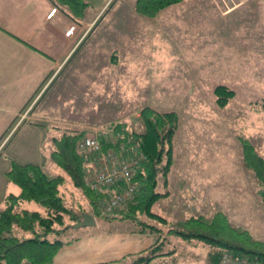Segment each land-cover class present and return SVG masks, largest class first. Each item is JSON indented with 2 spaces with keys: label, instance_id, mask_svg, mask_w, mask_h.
Listing matches in <instances>:
<instances>
[{
  "label": "rangeland",
  "instance_id": "obj_1",
  "mask_svg": "<svg viewBox=\"0 0 264 264\" xmlns=\"http://www.w3.org/2000/svg\"><path fill=\"white\" fill-rule=\"evenodd\" d=\"M213 30L214 35L207 34L205 38L209 40L207 47L212 51L207 59L203 54L192 57L190 46L195 44L189 40L193 39L176 36L170 40L180 43L179 48L167 45L153 52L152 48L144 46L137 55H128L133 58V62H129L130 69L125 64L122 76L110 81L111 89L116 92L110 95L108 102L100 106L98 103L97 109H93L95 103L88 102L91 109L88 115L91 117L78 120L100 128L88 129V135L90 131H96L92 133L98 135L118 122H126L134 129L142 130L137 113L144 106L177 112L179 124L173 137V164L166 178L158 174L155 188V191L167 195L156 200L151 208L167 219V224L160 226L175 228L189 217L211 219L220 210L230 224L264 242V203L257 192L259 184L244 166L241 145L235 136L243 134L264 157V111L255 103L264 97V0H246L230 14L219 15ZM178 34L186 35L182 31ZM199 40L203 39L196 38V42ZM181 44L185 45L184 52L178 51L183 47ZM217 47L221 48L220 52H217ZM229 60L232 61L228 64ZM218 84H225L235 91L234 97L223 108L215 103L213 89ZM37 99L31 101L29 120H32L29 116ZM46 125L49 126V137L69 128L87 130L84 126L61 123ZM16 129L8 138L17 135ZM5 145H0V156L5 154ZM52 149L53 144L50 143L40 150L43 169L49 176L64 177L60 195L67 207L76 213H91L82 191L73 186L65 170L49 158ZM9 187L13 193L20 191L13 183ZM15 210L45 213V208L36 201H21ZM66 224H71L68 218ZM108 226L106 222L98 224L101 230ZM89 227L75 228L71 225L58 238L65 241ZM15 234L19 237L31 235L20 229H15ZM169 240L164 251L174 248L175 252L171 256L165 255L167 258L161 262L172 258L176 260L175 264L207 263V246L196 240L187 242L175 235H171Z\"/></svg>",
  "mask_w": 264,
  "mask_h": 264
},
{
  "label": "crops",
  "instance_id": "obj_2",
  "mask_svg": "<svg viewBox=\"0 0 264 264\" xmlns=\"http://www.w3.org/2000/svg\"><path fill=\"white\" fill-rule=\"evenodd\" d=\"M85 1L84 15L77 17L57 0H0V145L6 144L5 154L0 156V206L4 195L11 192L5 176L10 159L41 165L40 150L52 143L46 124L84 126L87 134L100 130L78 119L91 117L88 102L95 103L93 109H97L98 103L109 101L116 92L110 81L120 78L125 64L130 69L129 62H133L128 55H137L144 46L153 52L167 45L179 48L180 43L170 40L176 36L193 39L189 40L195 44L190 46L192 57L203 54L207 59L212 51L205 38L214 35L216 18L246 2L182 0L149 18L136 13V0ZM53 7L57 10L48 17ZM72 25L75 29L68 35ZM181 31L186 35L180 36ZM198 37L203 40L196 42ZM181 45L178 51L184 52L185 45ZM36 98L29 116L32 120L27 118L17 126L18 136L5 138L18 115ZM100 221L109 226L99 229ZM100 221L60 247L51 264H128L126 256L148 248L159 238L153 232H138L131 220ZM165 258L149 264L176 263L172 258L160 261Z\"/></svg>",
  "mask_w": 264,
  "mask_h": 264
},
{
  "label": "trees",
  "instance_id": "obj_3",
  "mask_svg": "<svg viewBox=\"0 0 264 264\" xmlns=\"http://www.w3.org/2000/svg\"><path fill=\"white\" fill-rule=\"evenodd\" d=\"M57 1L67 6L77 17H82L88 6L85 0ZM181 1L136 0L134 10L141 16L151 18L160 10ZM213 92L215 103L220 108L226 106L235 95V91L224 84L216 85ZM255 103L264 111V97ZM139 119L142 130H136L126 122H118L96 136L101 150H121L125 158L134 160L132 169L137 184L136 201L120 205L110 212L101 211L99 192L89 187L85 181L88 163L95 155L93 150L81 148L79 145L87 135V130L69 128L59 135L54 133L49 137L53 143L49 158L63 168L71 178L73 186L82 191L95 218L131 220L138 232L159 235L156 243L126 256L130 258L128 264H149L158 257L173 255L174 248L164 251L165 246L170 243L171 235L187 242L196 240L207 246L209 250L206 264H219L225 253L264 261V242L252 238L246 230L230 224L220 210L211 219L189 217L179 222L175 228L164 229L160 226L167 224V219L153 212L151 208L156 200L167 195L155 191V188L158 174L166 178L173 164V137L178 129L179 115L175 111H159L144 106L139 112ZM46 128L48 132L49 126ZM235 136L241 145L242 162L256 178L259 184L257 192L264 203V157L243 134L237 133ZM5 176L20 191L6 193L0 208V264H51L60 247L77 239L71 237L63 241L58 238L59 234L80 221V213L67 207L60 195L64 177L49 176L40 164L22 163L14 159H10V167ZM25 200L40 203L45 208V213L38 210H15ZM66 218L71 224H66ZM15 229L30 232L31 235L19 237L15 234ZM52 235L54 238H51ZM115 263L116 261L98 264Z\"/></svg>",
  "mask_w": 264,
  "mask_h": 264
},
{
  "label": "built area",
  "instance_id": "obj_4",
  "mask_svg": "<svg viewBox=\"0 0 264 264\" xmlns=\"http://www.w3.org/2000/svg\"><path fill=\"white\" fill-rule=\"evenodd\" d=\"M57 8L53 7L48 17H51ZM75 25L70 26L67 34L73 33ZM33 104V103H32ZM32 104L22 111L15 124L9 130L6 138L15 131L17 126L28 118ZM81 148L93 150L95 155L88 163L85 176L86 184L99 192V205L103 212H110L116 207L136 201L137 184L134 181L132 165L134 160L125 158L121 150H101L99 139L95 135H85L79 143ZM219 264H264V261L237 257L225 253Z\"/></svg>",
  "mask_w": 264,
  "mask_h": 264
},
{
  "label": "water",
  "instance_id": "obj_5",
  "mask_svg": "<svg viewBox=\"0 0 264 264\" xmlns=\"http://www.w3.org/2000/svg\"><path fill=\"white\" fill-rule=\"evenodd\" d=\"M96 223L95 217L93 214L85 211L80 212V221L75 223L73 227L79 228L84 226H92Z\"/></svg>",
  "mask_w": 264,
  "mask_h": 264
}]
</instances>
